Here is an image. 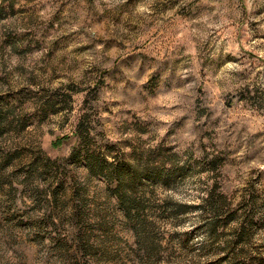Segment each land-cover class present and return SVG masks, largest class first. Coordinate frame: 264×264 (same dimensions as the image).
<instances>
[{
  "label": "rangeland",
  "instance_id": "374dc122",
  "mask_svg": "<svg viewBox=\"0 0 264 264\" xmlns=\"http://www.w3.org/2000/svg\"><path fill=\"white\" fill-rule=\"evenodd\" d=\"M0 264H264V0H0Z\"/></svg>",
  "mask_w": 264,
  "mask_h": 264
},
{
  "label": "trees",
  "instance_id": "16d2710c",
  "mask_svg": "<svg viewBox=\"0 0 264 264\" xmlns=\"http://www.w3.org/2000/svg\"><path fill=\"white\" fill-rule=\"evenodd\" d=\"M89 163L92 165L93 169H96L108 180L112 182L117 181L118 185L115 191L119 196L121 204L127 210L129 215L134 213L138 219H142L143 222L145 221L149 223L146 216H144L145 205L149 199L146 197L145 193L140 194L139 190L145 189L144 187H148L150 179L158 176L156 167L154 165L150 166L149 164L145 165L143 163H138L136 165L132 163H126L125 165H117L113 163L107 170L109 164L101 157H94V160L92 162L89 160ZM147 176L149 178H145ZM219 198L224 200L225 196L220 194ZM214 203L216 204L215 201ZM220 209L221 207L217 208L216 211L220 212ZM245 232L246 228H241L240 234L238 236L240 238L238 239L237 244H241L240 240L244 238ZM210 234L214 240H219V238L222 236L221 234H223L225 238V245L227 247H231L233 240L228 239L225 233H219L216 226H212L210 229ZM243 250V247H241L239 252L236 254V257H240V255L243 254Z\"/></svg>",
  "mask_w": 264,
  "mask_h": 264
}]
</instances>
